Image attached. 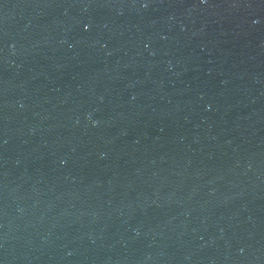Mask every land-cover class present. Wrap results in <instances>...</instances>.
Wrapping results in <instances>:
<instances>
[{
    "label": "water",
    "instance_id": "water-1",
    "mask_svg": "<svg viewBox=\"0 0 264 264\" xmlns=\"http://www.w3.org/2000/svg\"><path fill=\"white\" fill-rule=\"evenodd\" d=\"M0 264H264V0H0Z\"/></svg>",
    "mask_w": 264,
    "mask_h": 264
}]
</instances>
